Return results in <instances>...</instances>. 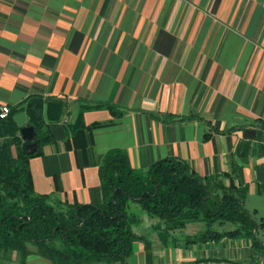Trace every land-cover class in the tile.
Instances as JSON below:
<instances>
[{
    "label": "crops",
    "instance_id": "0c3cea01",
    "mask_svg": "<svg viewBox=\"0 0 264 264\" xmlns=\"http://www.w3.org/2000/svg\"><path fill=\"white\" fill-rule=\"evenodd\" d=\"M33 97L44 110L63 104L49 124L55 142L28 162L34 192L51 203H102L98 167L106 152L122 149L136 171L178 158L224 186L234 163L245 210L256 223L264 219V0H0V107L15 110L19 129L29 125ZM95 105L116 115L86 110L85 126L96 127L68 136L79 111ZM129 213L137 238L129 264L264 257L257 237L264 228L255 232L259 249L248 237L194 241L202 221L170 231L157 217ZM234 228L212 225L219 233ZM0 264L19 263L14 254ZM26 264L51 263L31 254Z\"/></svg>",
    "mask_w": 264,
    "mask_h": 264
},
{
    "label": "trees",
    "instance_id": "16d2710c",
    "mask_svg": "<svg viewBox=\"0 0 264 264\" xmlns=\"http://www.w3.org/2000/svg\"><path fill=\"white\" fill-rule=\"evenodd\" d=\"M41 98L28 99L26 113L29 125L36 133V151L27 153L10 110L0 120V259L16 254L19 264H26L31 254L51 264H129L128 258L137 240L132 231L130 202L142 212L159 218L167 230H180L187 223L202 221L206 229L194 241H206L221 236L248 237L257 248L255 232L264 228V219L256 223L243 202L244 187L234 186L239 166L232 163L229 186L218 177L201 178L184 161L165 158L153 163L146 171L131 167L128 154L122 149L106 152L98 167L102 203L79 204L57 201L36 194L28 162L42 154L43 147L54 143L49 124L58 122L63 111L60 101L46 104ZM113 107H84L66 134L78 136L86 127V110ZM68 135V136H69ZM261 133H257V139ZM249 143L243 144L241 160H246ZM230 223L235 228L224 233L212 230V225ZM34 248V252L30 248Z\"/></svg>",
    "mask_w": 264,
    "mask_h": 264
},
{
    "label": "water",
    "instance_id": "95a60500",
    "mask_svg": "<svg viewBox=\"0 0 264 264\" xmlns=\"http://www.w3.org/2000/svg\"><path fill=\"white\" fill-rule=\"evenodd\" d=\"M22 141L25 143V151L27 153H33L36 151L37 144L35 142L36 139V133L34 131V128L31 126H27L24 128H21L19 131ZM255 136V131L253 130H246L243 132V137L245 139L253 140ZM255 223V230L257 228L256 222Z\"/></svg>",
    "mask_w": 264,
    "mask_h": 264
},
{
    "label": "built area",
    "instance_id": "2783aa9c",
    "mask_svg": "<svg viewBox=\"0 0 264 264\" xmlns=\"http://www.w3.org/2000/svg\"><path fill=\"white\" fill-rule=\"evenodd\" d=\"M10 109L7 106L0 107V120L6 119L9 115ZM254 264H264V257L256 259Z\"/></svg>",
    "mask_w": 264,
    "mask_h": 264
},
{
    "label": "rangeland",
    "instance_id": "374dc122",
    "mask_svg": "<svg viewBox=\"0 0 264 264\" xmlns=\"http://www.w3.org/2000/svg\"><path fill=\"white\" fill-rule=\"evenodd\" d=\"M132 204V207H131V210L129 209V212H131V213H138V211H142L141 209H140V207H139V205L138 204H136V203H131L130 202V204L129 205H131ZM130 208V207H129ZM228 224H230V223H228ZM231 225V224H230ZM257 237L262 241V242H264V231H262V230H258V234H257Z\"/></svg>",
    "mask_w": 264,
    "mask_h": 264
}]
</instances>
